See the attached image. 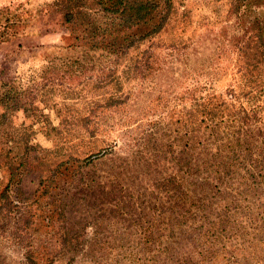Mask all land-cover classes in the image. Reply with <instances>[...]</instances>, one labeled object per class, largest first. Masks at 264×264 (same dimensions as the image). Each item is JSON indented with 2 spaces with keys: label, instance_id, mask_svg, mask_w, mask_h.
I'll return each instance as SVG.
<instances>
[{
  "label": "rangeland",
  "instance_id": "374dc122",
  "mask_svg": "<svg viewBox=\"0 0 264 264\" xmlns=\"http://www.w3.org/2000/svg\"><path fill=\"white\" fill-rule=\"evenodd\" d=\"M85 10L88 43L56 0H0V93L25 104L0 103V194L32 213L0 223V264H264V62L238 55L264 0H174L122 55Z\"/></svg>",
  "mask_w": 264,
  "mask_h": 264
},
{
  "label": "trees",
  "instance_id": "16d2710c",
  "mask_svg": "<svg viewBox=\"0 0 264 264\" xmlns=\"http://www.w3.org/2000/svg\"><path fill=\"white\" fill-rule=\"evenodd\" d=\"M86 0H56V5L61 8V14L63 20L67 24L79 23L80 25L85 24V27L81 29V34L90 33L86 28L89 25V13L85 10ZM100 6L102 12L107 16V21L104 25L105 31L107 28H111L110 33L114 29L119 36L122 37V42L118 51L122 55L127 50H129L137 41L146 39L147 37L156 35L160 33L166 26L171 14L174 10V0H95ZM148 26V30L142 35L136 37L134 34V29L142 28ZM113 28V29H112ZM140 31V30H137ZM123 36H122V35ZM95 36V32L90 33L88 36H84L81 40H92ZM80 39V37H78ZM77 38V39H78ZM252 42L240 47L238 55L241 59L251 60L253 62H264V32L262 28H258L255 35L252 37ZM256 68V66H254ZM247 71L248 67H244ZM257 79H249L244 83V88L250 86L252 89V84L256 82ZM9 85H7L8 87ZM244 92V90H243ZM12 90H5L0 93V103L5 107V114L3 117H7V113L12 111H17L24 108L25 104L23 101H19L15 97ZM19 167L15 168L11 165V170H13V176L15 175V170L18 168H23L25 171L34 172L31 169L34 163L30 157L23 154L20 157ZM36 168V167H35ZM19 170V169H18ZM51 179L46 181L49 184ZM14 203L10 197L9 189L6 188L0 194V223H5L7 219H11L12 214L19 224V231L25 232L31 227L32 217L30 215V210L24 211V209L17 207L18 212L13 213ZM32 214V213H31ZM69 239H65V245L68 244ZM72 240V239H71ZM74 240V238H73ZM29 257H27L28 259Z\"/></svg>",
  "mask_w": 264,
  "mask_h": 264
}]
</instances>
